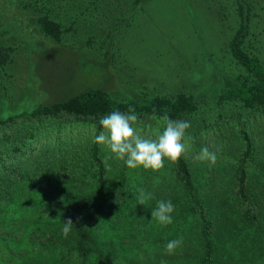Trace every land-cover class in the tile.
I'll return each instance as SVG.
<instances>
[{
    "label": "trees",
    "instance_id": "trees-1",
    "mask_svg": "<svg viewBox=\"0 0 264 264\" xmlns=\"http://www.w3.org/2000/svg\"><path fill=\"white\" fill-rule=\"evenodd\" d=\"M142 1L130 0L129 9ZM234 2L239 19L228 47L244 73L226 78L209 117L199 101L183 92L115 100L94 88L0 114V264H9L10 255H40L49 249L67 250L66 256L76 251L78 264H112V255L118 258L112 236L146 237L147 227L156 229L163 247L182 237L181 246L192 248L190 253L181 249L180 264H219L226 252L264 259V154L257 151L248 128L252 120L264 117V65L245 49L250 4ZM35 23L42 36L55 41L68 30L49 12ZM13 51L0 45V70L12 61ZM130 107L139 118L137 133L147 139L163 131L153 114L189 121L192 149L177 163L165 158L159 172L128 168L94 137L103 131V115L126 113ZM232 122L239 149L233 163L209 167L194 160L202 137ZM138 189L152 196L145 205L138 203ZM161 200L174 205L173 223L167 227L151 216ZM68 218L74 224L65 238L62 228Z\"/></svg>",
    "mask_w": 264,
    "mask_h": 264
},
{
    "label": "rangeland",
    "instance_id": "rangeland-1",
    "mask_svg": "<svg viewBox=\"0 0 264 264\" xmlns=\"http://www.w3.org/2000/svg\"><path fill=\"white\" fill-rule=\"evenodd\" d=\"M247 1L251 12L245 49L264 65V0ZM129 8L130 0H0V45L14 48L12 61L0 70V114L88 88L105 90L115 100L183 92L199 101L207 117L215 113L226 78L244 73L228 47L239 19L234 0H144ZM48 12L68 26L60 41L37 30L36 18ZM248 128L264 154V117ZM234 135V122L210 129L202 148L219 149L217 163H233L239 150ZM191 149L189 144L186 152ZM145 230L146 237L131 240L112 236L118 255H112V264H180L182 250L192 251L183 245L167 255L156 229ZM37 254L10 255L9 264H78L76 251ZM255 255L226 252L219 264H264Z\"/></svg>",
    "mask_w": 264,
    "mask_h": 264
},
{
    "label": "clouds",
    "instance_id": "clouds-1",
    "mask_svg": "<svg viewBox=\"0 0 264 264\" xmlns=\"http://www.w3.org/2000/svg\"><path fill=\"white\" fill-rule=\"evenodd\" d=\"M138 119L134 107H130L126 113L119 110L107 113L99 120L103 131L94 137L95 143L106 145L115 158L123 161L130 169L143 167L146 170L151 169L154 172H159L164 168L165 158L171 163H177L185 155L190 142L193 141L192 135L188 132V129L191 128L189 121L172 119L167 114L160 117L153 114L151 119L157 120L163 125L162 133L153 140L144 138L137 133L134 125L137 124ZM218 151L219 149L210 151L208 147H204L195 159L209 162V167H212L217 162ZM111 158V156L108 157V159ZM105 164L107 166V161ZM138 192L139 205H145L148 200L152 199L151 194L145 193L143 189H138ZM173 212L172 201L161 200L152 209L151 216L160 226L167 227L173 223ZM73 224L71 218L63 222L62 233L65 238L71 232ZM182 243V237L169 241L166 245V254L174 255ZM161 264H165V262L162 260Z\"/></svg>",
    "mask_w": 264,
    "mask_h": 264
}]
</instances>
